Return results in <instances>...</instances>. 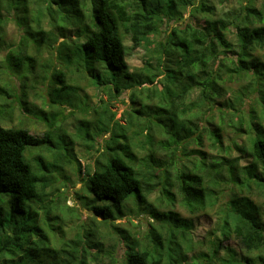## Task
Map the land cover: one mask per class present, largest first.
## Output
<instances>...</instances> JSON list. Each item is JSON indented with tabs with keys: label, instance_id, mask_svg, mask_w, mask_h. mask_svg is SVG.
Returning <instances> with one entry per match:
<instances>
[{
	"label": "trees",
	"instance_id": "obj_1",
	"mask_svg": "<svg viewBox=\"0 0 264 264\" xmlns=\"http://www.w3.org/2000/svg\"><path fill=\"white\" fill-rule=\"evenodd\" d=\"M230 1L236 6L223 9ZM11 25L15 39L10 38ZM136 49L145 53L143 64L131 70L127 57ZM1 50L0 118L10 125L0 127V193L9 196L4 204L10 214L0 218V264H264V0H0ZM47 53L55 54V60L48 61ZM41 60L43 69L55 66L47 82L57 79L61 91L70 87V79L91 80L110 98L130 90L133 106L126 123L114 121L115 114L103 104L93 110L95 126L84 111L76 133L69 135L58 121L65 116L29 104L25 91L12 101L13 88H25V74L35 78L32 71ZM229 81L242 82L246 93L238 91L225 104L226 111L220 110L227 116L221 118L226 117L228 127L247 145L235 143L233 150L248 153L261 171L256 173L255 163L241 166L239 157L207 161L205 153L196 151L202 158L193 169L169 178L168 166L155 158V145L167 148L172 158L193 138L201 147L193 118L205 121L208 110L231 90L225 85ZM194 91L199 97L188 101ZM248 97L258 111L254 106L242 110ZM152 101L156 104H147ZM16 108L21 118L13 124ZM24 114V119L46 123L41 136L30 133ZM98 125L102 128L91 136L90 128ZM102 132L107 136L100 144ZM219 133L214 132L221 143ZM156 136L166 139L155 142ZM75 147L82 151L76 153ZM39 151L51 161H44ZM77 154L84 157V165ZM68 165L82 177L90 197L85 206L103 222L121 217L122 204L134 194L138 210L150 218L143 239L120 232L114 250L106 254L102 239L90 231L69 243L61 236L55 242L54 234L61 230L51 222L61 225L62 220L52 214L60 210L48 195ZM158 173L167 186L161 196L169 204L175 200L169 189L175 187L190 216L214 210L206 252H197L191 220L146 201ZM225 192L229 199L220 204ZM118 246L124 248L120 258Z\"/></svg>",
	"mask_w": 264,
	"mask_h": 264
},
{
	"label": "rangeland",
	"instance_id": "obj_2",
	"mask_svg": "<svg viewBox=\"0 0 264 264\" xmlns=\"http://www.w3.org/2000/svg\"><path fill=\"white\" fill-rule=\"evenodd\" d=\"M235 6V1H230L223 4V9L229 10ZM162 29L164 30V28ZM9 34L10 38H16V30L12 25L10 26ZM125 44L126 46L130 45L128 41H126ZM0 53L4 54V50H1ZM144 54L145 53L142 49H136L132 52L129 51L127 63L131 70L140 68L142 66ZM44 55L48 61H54V57H56L55 54L47 53ZM42 62V60L37 61V67L32 71V73L36 76L35 78H33L31 74H25L28 77L25 88L24 86L20 87L16 80L14 81L15 85L17 84L16 87H20V90L18 88H13L15 92L14 95H12V101L15 100V97H21V90L25 91L23 95L29 104L35 106L36 108L42 109L45 113L57 111V113H61V116L64 115L65 119L63 120L62 118H59L58 121H60L59 125L69 135L76 133L79 121H81V117H84V111L88 110L85 117L86 119L91 120V125L95 126L96 124L94 125V123L97 119V116H94L93 110H99L102 108L103 104L110 111V113L115 114L114 121H118V123L121 125L126 123V112L131 111V107L133 106L130 102V90L123 91V93H120L118 96L115 95L113 98H110L109 95H107L104 91L95 88L94 85H92L91 80L78 82L76 79H70L68 81L70 87L67 90L61 91L59 89L61 83L58 82L57 79L52 82L49 81V83L47 82V77L50 75L51 71L53 72L55 70V66L51 69H43ZM40 67L42 69H40ZM83 71L88 73L86 69H83ZM34 79H37L36 84L33 81ZM22 84H24V82ZM225 85L231 90L227 92L223 99H221L220 105L208 110L206 117H204L205 121L200 118H193L196 123L199 135L202 136L201 147L197 145V142L194 141L195 139L193 138L192 140H188L186 143L179 146L175 153V157L172 158L170 156L168 157L169 150H165L167 148H163L161 144H158L160 147L155 145L158 150L155 158L159 159L163 165L168 166L165 168V171L167 172V176L169 178H172L180 171L192 170L194 163L198 162V160L202 158V156H200L196 151L205 153V159L207 161L211 158L227 155L226 157H230L232 159L239 157V164L241 166H247L248 164L255 163L248 153L240 155L238 152L233 150L235 143L242 147L247 145L243 137L234 135L233 131L228 127V120L225 119L227 116L224 114V112L221 113L220 111H226L225 104H230L238 91H243L246 93V91L242 90L244 85L240 81H229L226 82ZM197 97H199L198 91L191 92L190 96L188 97V101L194 100ZM147 104L153 106L156 103L152 101ZM253 106L255 107V110H259V107L254 104L252 98L250 99V97H248L243 99L242 110L248 112ZM14 107L15 104L12 105V110ZM2 109L3 108L1 106L0 110ZM26 116L27 115L24 114L22 119L30 133L35 136H41L43 131H45L47 128L46 123L40 122L31 116L27 119H24ZM222 116L226 117L221 118ZM20 118L21 115L16 108L15 111H13V124H16ZM9 125L8 119L0 118V127L7 128ZM101 128V125L90 128V135L94 136L95 133ZM218 129L220 130L219 134L221 135V143L216 140L214 134V132ZM102 134L98 136L100 137V144H103L104 138L107 136ZM165 139V136H156L154 140L155 142H163ZM228 147L231 148L230 151L222 152L223 148ZM74 150L76 153H80L82 151L78 149V147H75ZM39 155L43 156L44 161H51V156H48L43 151H39ZM138 155L140 156L139 153ZM77 158L81 165L86 163V161H84V157L81 155H78ZM91 158H93V155L90 157V161H93ZM170 159L172 160L170 161ZM63 168L64 177L58 180L57 184H55V188L51 190V195H48L49 199L54 198L53 203L56 204L58 206V210L62 212L60 213L57 211L56 213H52L62 220L61 225L56 220L51 222L52 225H54V227L57 229L56 231H59L58 229L61 230V233L58 232V234H56V232L54 234L55 242H57L59 240L58 238L61 236L63 241L69 243L70 240L75 239L76 235L83 237V233L85 231H90L92 236L102 239L101 241L103 242L105 249L104 254H106L107 251L114 250V247L116 246L115 241L119 240L118 238L120 232H127L129 235H131V238L135 240L143 239V234L147 230V221H150V218L147 211L143 210L145 209V206L141 207L143 211L140 212L138 210L139 208L136 206L133 199H131L134 194L130 196L129 201L126 204L124 203L125 205L122 204L121 217H118L114 213V215L117 216L114 220L111 222H103L100 217L95 216L94 213L89 210V206L88 208L85 206L86 198L90 197L85 192L83 185L81 184L82 177L75 174V167L68 165L66 167L64 166ZM255 169L256 173H259L262 167L260 164L255 163ZM163 182V176L158 173L157 177L152 181V183L156 186L151 191V194L146 197V201L153 204V206L156 208H160V210L164 208V205H166V207L168 206L167 208L169 210L178 213L181 218L191 220L193 224L192 238L193 241L198 243L199 247L197 252H206L208 246L207 240L210 239L209 233L214 222L216 221V216L213 214L214 210H207L205 212L195 213V215L190 216L186 208L180 203V197L178 194H176L177 191L175 187L169 189L171 193L175 194L174 202L169 204V201L161 196V192H164V189H167V186H165ZM229 195L230 194L228 192H225L224 195L220 197L219 203H225L229 199ZM4 200L9 202V196L7 194L0 193V206H2V209L0 208V218L6 219L9 216L10 211L9 206L4 204ZM158 200L161 204H159ZM105 204H108V202H105ZM112 210L115 211V208H112ZM42 216L43 215H41V217ZM228 245L238 252V246H236L234 242H228ZM115 251L117 258H120L123 255L124 248L122 246H118V248L116 247ZM91 252L93 253V251Z\"/></svg>",
	"mask_w": 264,
	"mask_h": 264
}]
</instances>
